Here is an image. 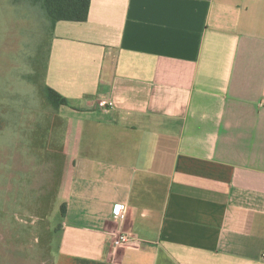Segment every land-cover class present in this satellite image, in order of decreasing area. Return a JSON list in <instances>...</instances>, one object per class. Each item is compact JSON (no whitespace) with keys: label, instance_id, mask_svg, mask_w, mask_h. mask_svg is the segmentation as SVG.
Listing matches in <instances>:
<instances>
[{"label":"crops","instance_id":"0c3cea01","mask_svg":"<svg viewBox=\"0 0 264 264\" xmlns=\"http://www.w3.org/2000/svg\"><path fill=\"white\" fill-rule=\"evenodd\" d=\"M45 84L68 102L52 264H264V0H90Z\"/></svg>","mask_w":264,"mask_h":264},{"label":"rangeland","instance_id":"374dc122","mask_svg":"<svg viewBox=\"0 0 264 264\" xmlns=\"http://www.w3.org/2000/svg\"><path fill=\"white\" fill-rule=\"evenodd\" d=\"M39 20L0 0V264H52V231L61 216L54 201L63 122L59 110L45 106L42 77H26Z\"/></svg>","mask_w":264,"mask_h":264},{"label":"trees","instance_id":"16d2710c","mask_svg":"<svg viewBox=\"0 0 264 264\" xmlns=\"http://www.w3.org/2000/svg\"><path fill=\"white\" fill-rule=\"evenodd\" d=\"M26 10L35 13L41 24L40 39L34 45L33 53L29 54L30 70L27 79L37 82L42 77L40 92L45 106L50 112H57L61 106H68L67 100L45 84L46 64L50 51V41L54 26L59 21L84 22L87 20L90 0H13ZM45 129L43 126H39ZM61 217L65 215V205L59 207Z\"/></svg>","mask_w":264,"mask_h":264},{"label":"built area","instance_id":"2783aa9c","mask_svg":"<svg viewBox=\"0 0 264 264\" xmlns=\"http://www.w3.org/2000/svg\"><path fill=\"white\" fill-rule=\"evenodd\" d=\"M100 107H107L105 102L99 103ZM123 210L124 208L121 205H114L112 208L113 217L114 219H121L123 217ZM131 242V236L128 233H118L114 234L112 238V245L113 247H119L126 245Z\"/></svg>","mask_w":264,"mask_h":264}]
</instances>
